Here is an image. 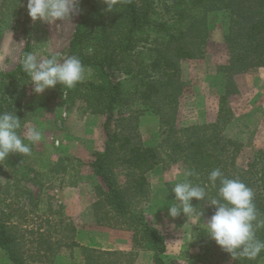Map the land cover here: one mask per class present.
Masks as SVG:
<instances>
[{"label": "trees", "instance_id": "trees-1", "mask_svg": "<svg viewBox=\"0 0 264 264\" xmlns=\"http://www.w3.org/2000/svg\"><path fill=\"white\" fill-rule=\"evenodd\" d=\"M18 2L2 1L0 45L5 31L16 25L13 18ZM79 7L80 21L68 55L78 56L90 72L75 87L62 88L69 103L81 100L89 110L99 108L106 114L104 146L94 153L89 167L102 182L95 187L100 205L127 222L133 232V247L150 250L153 264H166V235L143 213L128 209L130 199L147 195V172L159 166L180 163L195 173L187 179L205 187L207 193L206 200H192L195 212L201 215L214 212L207 202L216 197L219 181L213 186L208 175L219 168L225 177L239 179L252 189L257 219L264 221V151L257 150L240 162L241 143L224 134L232 119L228 98L236 90L233 75L253 67L264 68V0H115L110 11L104 0H80ZM217 12H225L227 17L223 40L228 62L218 69L228 80L219 97L216 118L178 127L179 97L184 87L180 61L203 57L210 36L209 17ZM31 48L27 41L22 56ZM20 61L13 69L0 68V112H15L23 127L31 117L23 103L30 84ZM117 72L124 74V79ZM134 102L157 117L159 146L145 144L138 135L135 120L139 113L126 111ZM159 147L164 149L165 157ZM28 156L10 154L0 160V166L17 173L25 168ZM70 160L76 163L67 166L58 162L52 169L62 170L72 178L80 171L82 161L75 157ZM37 161L42 162L41 169L49 171L47 159L39 157ZM119 173L124 175L123 182L118 179ZM184 179L183 176L181 181ZM202 227H196L192 234L200 254L225 257L232 264H264V251L255 259H233L207 237ZM256 237L264 241V226L256 229ZM24 246L15 226L0 215V254L10 264H30ZM83 250L85 264H112L102 256L113 253H102L90 246Z\"/></svg>", "mask_w": 264, "mask_h": 264}, {"label": "rangeland", "instance_id": "rangeland-1", "mask_svg": "<svg viewBox=\"0 0 264 264\" xmlns=\"http://www.w3.org/2000/svg\"><path fill=\"white\" fill-rule=\"evenodd\" d=\"M26 3L27 0H19L13 18L16 25L13 23L14 26L4 33L0 45V68L3 70L15 68L27 41L38 59H61L68 54L80 21V15H75L54 25L39 20L33 22L27 15ZM226 19L225 12L212 14L203 57L180 61V79L184 87L179 97L178 127L211 122L216 118L219 97L228 80L218 69L228 62L223 40ZM116 75L121 79L125 77L118 72ZM232 78L236 88L228 98L232 119L224 134L241 143L239 161L242 162L255 151H264V68L253 67ZM23 103L31 117L20 135L23 137L27 128L37 127L42 132V140L31 145V154L25 164V168L30 167L29 171L24 168L14 173L11 168L0 166V215L15 226L29 263L85 264L83 247L90 246L102 253H113L110 256L102 254V260L112 264H153L150 250L133 247V232L127 228V222L99 203L95 187L102 182L92 173L89 163L94 153L103 149L106 114L99 108L89 110L81 100L69 103L60 85L36 95L30 84ZM126 111L139 113L135 120L136 131L143 142L159 146L157 117L142 110L138 102ZM158 149L165 157L164 149ZM39 157L47 159L49 171L40 168ZM73 157L80 159L82 164L72 178L62 170L52 169L58 162L67 166L71 162L75 164L76 161L70 160ZM184 171L180 163H175L147 172V195L130 199L129 211L143 213L166 235L163 254L166 264H232V260L225 257L200 254L195 245L192 234L211 215H201L200 223L196 220L198 212L190 219L183 215L168 216L167 206L175 203L171 189L181 181ZM118 179L123 182L124 175L119 173ZM73 181L75 184H70ZM0 264H10L2 254Z\"/></svg>", "mask_w": 264, "mask_h": 264}, {"label": "clouds", "instance_id": "clouds-1", "mask_svg": "<svg viewBox=\"0 0 264 264\" xmlns=\"http://www.w3.org/2000/svg\"><path fill=\"white\" fill-rule=\"evenodd\" d=\"M104 3L109 11L115 6V0H104ZM79 5L80 0H27L26 10L33 22L39 20L54 25L57 21L70 20L79 15ZM20 63L29 78L28 84L32 85V93L36 95L56 85L71 89L90 72L76 55L65 54L59 60L56 57L38 59L36 54L28 52L22 56ZM21 127V119L15 112H0V160L10 154L30 155L31 145L42 140L39 128H27L22 137L18 134ZM183 175L185 179L172 188L175 203L167 206V214L171 218L181 215L192 218L195 215L192 200L203 201L207 197L205 187L187 179L195 175L192 170H185ZM208 181L213 186L219 181V187L216 197L207 202L214 212L202 223L203 231L233 259H255L264 251V241L256 237V229L264 226V221L257 219L252 189L239 179L225 177L219 168L209 173ZM201 214L196 216L198 223Z\"/></svg>", "mask_w": 264, "mask_h": 264}]
</instances>
